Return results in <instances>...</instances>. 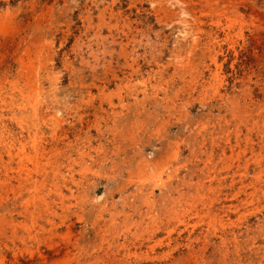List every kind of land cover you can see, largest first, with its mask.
<instances>
[{
    "label": "rangeland",
    "instance_id": "374dc122",
    "mask_svg": "<svg viewBox=\"0 0 264 264\" xmlns=\"http://www.w3.org/2000/svg\"><path fill=\"white\" fill-rule=\"evenodd\" d=\"M263 79L264 0H0V137L19 136L17 121L22 119L25 130L40 126L45 139L53 127L78 138L70 153L76 161L69 183L73 196L66 202L70 206L59 209L50 203L53 208L46 210L36 199L29 207L35 214L47 213L58 230L48 237L39 231L24 243L6 240L9 247L0 251V264H29V252L72 239L83 229L77 216L91 220L103 202L109 211L129 213L133 203L140 215L129 220L119 216L114 222L105 215L102 240L87 236L90 242L102 241L106 254L99 252L101 260L66 264L264 260V227L243 232L247 223L264 216V191L228 216L200 218L208 207H201L203 202L221 200L226 193L222 186L243 165L242 157L217 148L225 141L222 123L212 137L200 127L206 118L227 114L233 102L249 98L254 117H264ZM33 82L38 89L33 90ZM15 86L23 87L25 95ZM209 109L212 115L206 117ZM190 125L192 131L186 128ZM256 131L252 129L253 137ZM68 140L75 141L73 135ZM80 145L79 152L89 154L85 161L77 158ZM161 166L165 171L158 176L156 167ZM53 167L48 161L25 162L18 173L20 178L35 176L38 169L50 172ZM189 170L194 171L193 183L205 184L200 197L190 192L195 208L167 197H178L166 187L182 189ZM13 177L6 179L0 166V203L8 207L21 180L18 174ZM164 198L171 203L166 209ZM146 200L153 204L148 216ZM69 222L74 223L71 234L63 229ZM252 241L260 246L254 257L248 252Z\"/></svg>",
    "mask_w": 264,
    "mask_h": 264
},
{
    "label": "bare ground",
    "instance_id": "6f19581e",
    "mask_svg": "<svg viewBox=\"0 0 264 264\" xmlns=\"http://www.w3.org/2000/svg\"><path fill=\"white\" fill-rule=\"evenodd\" d=\"M31 74H27L25 76L28 80V83L32 82V78H29ZM32 76L34 75L32 74ZM31 85L34 86L33 90L38 89V86L35 84V82H33V84ZM15 88H18L19 95L22 96L24 94L23 87L15 86ZM259 89L264 95V79L260 84ZM10 98L11 100L12 99L14 100L13 96H10ZM17 107H19L20 109L24 108V106L21 104H18ZM253 112H254V103L252 99L249 98L248 100L243 99V101L233 102V105H231L227 114H223V115L219 114L217 117H212V120L209 119L210 118L209 116L212 115L210 109L206 113L205 116L209 118H206V120L203 122V125L200 127L201 130L205 131L212 137L214 133H216V129L220 126V123H222V126L224 127L223 132H224L225 141L223 145L217 148L220 149L221 154H224L225 150L228 148L231 151V153L235 154L238 158L242 157L243 165H242V170L236 171L233 174V176L230 178L229 183L226 186H222V189H225L226 193L224 194V197L221 200L210 199L208 202H203L202 204L203 206L201 207H205V205L208 207L204 211L203 215L200 216V218H203L205 216L210 217V215L212 214L214 215L222 214L228 216L231 213L237 212L241 207L245 205L248 206L250 205L251 202L258 200V194L264 191V143L261 145V139L264 142V117L263 115L262 116L259 115L257 116L258 118L257 119L254 117ZM21 121L22 119L21 120L19 119L17 121L21 128V130L19 131V136L15 138L10 136L9 138L0 137V166L4 171V175L6 176V179L13 177L14 174H18L19 179L22 180V181L20 180L18 191L14 194L12 199H10L11 200L9 203L10 207H8L7 205L8 203H0V251L2 252L4 249H7L9 247L8 244L6 243V240H10L12 244L15 243V241L24 243L26 239H28V241H31L39 231H43L42 233H44L45 236L48 237V236H52V234L54 232L56 233V231L58 230V225L52 222L50 216L47 213L43 215V213L39 214V212H37V214H35L33 210H29V207L31 206L32 203H34L36 199L41 200V203L46 210L48 209L50 210L52 205L54 208L67 209L70 205L68 206L66 202L69 200L71 196H73L71 191V186L69 183L73 182V168L76 161L73 158H71L70 153L73 151V149L77 146L76 144L78 143L76 141L78 140L76 134L62 127L60 128L53 127L52 128L53 132L50 135L51 138L45 139L42 135H39L40 134L39 132H42L41 131L42 128L40 126L37 127L35 125L33 128H27L25 130V127L23 128L22 126L23 124L21 123ZM61 123L62 121L59 122L58 124ZM186 128L191 129V125L187 126ZM252 129H257L255 133V137L252 136V132H251ZM58 130H61L60 134H57L56 131ZM23 132H26L25 136L23 135ZM86 133L88 132L86 131ZM69 135H73L75 140L74 142L68 140ZM232 139H233V143H231ZM211 140L216 144L215 138H212ZM16 147H18L17 148L18 153L15 157L14 155L15 153H13V151ZM81 147L83 146L80 145V147H77L76 149L77 158L85 161L86 159H88L87 156L89 154L86 152H79L80 150L79 148ZM175 156L176 155H174V157ZM3 157L6 158L4 159ZM41 161H46V162L48 161V163H52L54 167L51 169L50 172L46 171V169L45 170L38 169L39 172H37V175L33 176L30 173H26L23 178H20V173H18V171H20L25 167V162H31L35 165L40 163ZM13 163H16L18 166L16 165L17 167L16 166L13 167ZM143 164L141 165L145 167L149 165V163H146L144 165ZM164 166L156 167L157 170L155 168L156 170L155 173H158V176L165 171ZM167 166L169 165L167 164ZM179 168L180 166H177L174 169L178 171ZM193 175H194V171L189 170L187 173L188 176L187 181L182 182L183 184H181L183 187L182 189L179 188L180 186L179 187L172 186V188L166 187L167 192L174 191V193H176L178 196L177 198H171L167 196L170 200L172 199L171 200L172 202L178 204L180 202H183L181 200H184V203L188 204L189 208L190 206H192V204H195L193 198L195 196L192 195L193 193L190 194V192L195 191L196 195L197 193L199 194L200 192L199 190H203L205 184L200 180L197 183H193L191 181L192 179L191 177ZM0 184H2V182ZM156 187H158V189L160 190L162 189L161 185H156ZM66 192H68L69 194H67ZM163 193L161 195H163ZM185 193H187L188 195L186 196ZM52 196L53 198H51ZM197 196L200 197L199 195ZM189 198H191V201L188 200ZM167 200H168L167 198H164L163 204H161L165 209L167 208L166 207V204L168 203L166 202ZM50 203H52V205H50ZM145 204L147 208L145 211V215L148 216V214L151 213L149 211V208L152 207L153 204L147 200ZM89 205L93 206L92 200L89 202ZM107 207L108 205L105 202H103L102 205L100 204L99 213L95 214L92 217V219L88 220L87 222L84 221L81 215L77 216L76 221L78 223H84L82 226L83 229L75 233L72 236V239H67L62 244H54V245L48 244V246L46 247V251L37 250L35 251V253L29 252L27 260H33L29 264H58V263L61 264L63 262L64 264H66L70 260H77V261L82 259L101 260L102 258L100 257L106 254V252L108 251L107 250L108 247L103 246L102 241H98V244H96L95 241L90 242L87 235L91 234L95 239L99 238L100 240H102L100 236V232L102 230V223L104 222L105 215L109 216V220L111 222H114L119 216H121L124 220H129L132 219L134 216L138 217L140 215L139 209H137V207H135L133 203L130 204L128 207L129 209H131L130 213L124 210L118 211L116 208H115L116 211L110 210L111 211L110 212L109 208ZM195 207L196 204L194 208ZM54 211L52 210V212ZM211 220L212 219L209 220L210 224H211ZM255 221H256L255 223H247V226L244 228L243 232L248 234L250 232L257 231L264 227V216L257 217ZM64 225L66 229L64 227L63 229L71 234L72 228L74 227V223L69 222L68 224L64 223ZM46 226L47 228H45ZM6 227L9 228L10 234H6V230H5ZM233 235H234L233 239L237 237L235 233H233ZM224 238H226V236H224ZM186 239L189 240V236ZM222 240L223 238L221 239L220 243H222ZM255 244L256 243L252 241L251 244L248 246V252L252 257L256 255L258 248H260L259 245H255ZM120 246L121 245H118V247ZM101 251L104 254L99 255V252ZM111 252H113V250ZM13 254H14L13 258L15 259L16 258L15 253ZM16 261L17 260H12L11 263L17 264ZM263 262L264 260H249V264H264Z\"/></svg>",
    "mask_w": 264,
    "mask_h": 264
}]
</instances>
